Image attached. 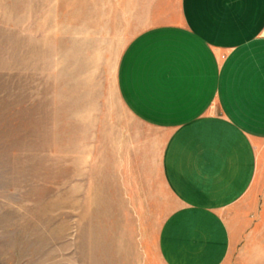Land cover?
Returning a JSON list of instances; mask_svg holds the SVG:
<instances>
[{"label":"rangeland","instance_id":"obj_1","mask_svg":"<svg viewBox=\"0 0 264 264\" xmlns=\"http://www.w3.org/2000/svg\"><path fill=\"white\" fill-rule=\"evenodd\" d=\"M126 2L0 0V264H163L174 199L117 128V63L143 27ZM253 194L225 213L224 264H264L263 227L240 242Z\"/></svg>","mask_w":264,"mask_h":264},{"label":"crops","instance_id":"obj_2","mask_svg":"<svg viewBox=\"0 0 264 264\" xmlns=\"http://www.w3.org/2000/svg\"><path fill=\"white\" fill-rule=\"evenodd\" d=\"M124 17L143 27L117 63L116 94L130 120L117 128L147 167L157 157L175 203L158 230L159 258L224 264L225 213L250 189L240 242L264 228V0H140L135 11L126 2Z\"/></svg>","mask_w":264,"mask_h":264}]
</instances>
